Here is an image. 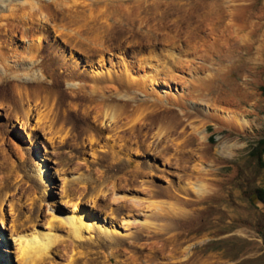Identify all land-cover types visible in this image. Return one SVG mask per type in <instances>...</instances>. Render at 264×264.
<instances>
[{
	"label": "rangeland",
	"instance_id": "obj_1",
	"mask_svg": "<svg viewBox=\"0 0 264 264\" xmlns=\"http://www.w3.org/2000/svg\"><path fill=\"white\" fill-rule=\"evenodd\" d=\"M263 140L264 0L0 1V264H264Z\"/></svg>",
	"mask_w": 264,
	"mask_h": 264
},
{
	"label": "bare ground",
	"instance_id": "obj_2",
	"mask_svg": "<svg viewBox=\"0 0 264 264\" xmlns=\"http://www.w3.org/2000/svg\"><path fill=\"white\" fill-rule=\"evenodd\" d=\"M0 1H3V0H0ZM202 5H199L198 7H202ZM214 6H217V5H214ZM205 8H203V9L201 8L202 10H199L196 7H193L189 10H184V12L186 13V17H185L186 20L190 19L188 21H200V23H204V24L208 23V22L211 23L214 20V19H210V18H212L211 14L214 13L215 11L212 12L209 10L210 11L209 12V11L205 10ZM223 8H225V7H223ZM237 8L242 9V6H240V7L238 6ZM216 10H218V9H216ZM225 12H227V11H225ZM219 13H221V12H219ZM231 13H232V11L227 12V14H231ZM232 17H233V15H232ZM224 30H223L222 35H224L226 39L227 38L229 39L227 31H226V33H224L225 32ZM25 114H26L25 117H27V118L30 117V112L27 111ZM107 116H108V114H107ZM108 119H109V117H108ZM201 189H203V188H201ZM208 190H209V188H208ZM212 191H213V189H212ZM200 194H202V193H200ZM203 197L205 199V196H203ZM208 197H209V195H208ZM200 198H202V197H200ZM4 199H5V197H4ZM4 199H2L0 201V206L3 205ZM60 213L57 216L52 214L53 216H51V218L47 219L48 221H46V223H45L46 226L42 227V228L39 227V224L38 225L34 224V226L32 228H28V229H26L25 227L23 228V225H21L22 227H19V228L18 227L12 228L13 232L11 231L12 232L11 234L13 235L12 237L14 238V241H15L14 252L16 255L15 258L17 260V264H46V263L54 264L53 262L51 263L50 260L53 257V255L55 254L53 251H54L55 247H57L56 245H58L57 243L60 239V236L62 237L61 231H63L65 228H66V232L70 235V237L74 240H77V241L78 240L81 241L84 237L89 235V232H91L93 230L94 227L91 226V223H96L97 224L96 229H98L100 231L107 232V233L112 231L105 222H100L99 220L94 219V217L92 215H90L89 213L81 211V208L71 209L69 211L65 210V212H63L61 210ZM32 223H34V222H32ZM43 225H41V226H43ZM66 237H68V236H66ZM62 238H64V237H62Z\"/></svg>",
	"mask_w": 264,
	"mask_h": 264
},
{
	"label": "trees",
	"instance_id": "obj_3",
	"mask_svg": "<svg viewBox=\"0 0 264 264\" xmlns=\"http://www.w3.org/2000/svg\"><path fill=\"white\" fill-rule=\"evenodd\" d=\"M264 143V140L262 141ZM264 201V200H263Z\"/></svg>",
	"mask_w": 264,
	"mask_h": 264
}]
</instances>
